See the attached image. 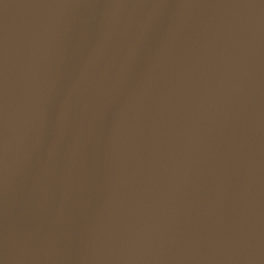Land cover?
Wrapping results in <instances>:
<instances>
[{
	"label": "water",
	"instance_id": "water-1",
	"mask_svg": "<svg viewBox=\"0 0 264 264\" xmlns=\"http://www.w3.org/2000/svg\"><path fill=\"white\" fill-rule=\"evenodd\" d=\"M0 264H264V0H0Z\"/></svg>",
	"mask_w": 264,
	"mask_h": 264
}]
</instances>
